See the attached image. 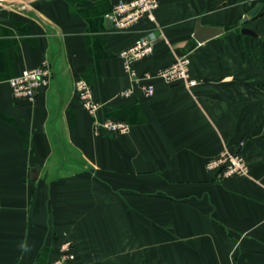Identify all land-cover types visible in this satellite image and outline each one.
<instances>
[{
    "label": "crops",
    "instance_id": "crops-1",
    "mask_svg": "<svg viewBox=\"0 0 264 264\" xmlns=\"http://www.w3.org/2000/svg\"><path fill=\"white\" fill-rule=\"evenodd\" d=\"M116 1L0 0V264H50L65 243L75 264H264V65L239 46L244 18L264 38V0H159L123 32ZM197 20L224 33L198 44ZM148 31L137 73L188 55L194 86L120 95L119 53ZM43 61L49 84L13 98L9 81ZM77 79L126 135L94 134ZM239 142L248 176L207 169Z\"/></svg>",
    "mask_w": 264,
    "mask_h": 264
},
{
    "label": "built area",
    "instance_id": "built-area-1",
    "mask_svg": "<svg viewBox=\"0 0 264 264\" xmlns=\"http://www.w3.org/2000/svg\"><path fill=\"white\" fill-rule=\"evenodd\" d=\"M158 6L159 0H117L108 15V19L116 31H128L144 19L154 22L155 11ZM155 40V33L148 31L138 37L131 46L119 53L123 68L130 79V86L120 93L121 96H130L135 89L141 90L145 97L152 96L155 89L154 79H160L169 87L178 84H183L185 87L195 85V81L189 78L190 58L188 55L177 58L174 62L161 67L154 73L145 72L141 75L137 73L134 65L153 53ZM52 77L53 70L50 64L43 61L35 68L24 69L9 81L11 94L15 99L23 98L32 103L38 90L47 86ZM73 93L81 107L93 118L95 135L106 133L121 136L130 131V125L125 121L99 117L102 105L84 80H75ZM242 147V142H239L235 146L224 148L207 162V169L215 171L220 179L232 176H248L249 166L242 152ZM75 260L76 254L72 244L65 243L60 254L50 264H75ZM230 264H236V262L231 260Z\"/></svg>",
    "mask_w": 264,
    "mask_h": 264
},
{
    "label": "water",
    "instance_id": "water-1",
    "mask_svg": "<svg viewBox=\"0 0 264 264\" xmlns=\"http://www.w3.org/2000/svg\"><path fill=\"white\" fill-rule=\"evenodd\" d=\"M257 9L255 8L250 12V15L253 17L256 13ZM248 19L244 18L240 20V33L243 36H248L251 38H257V34L250 28L246 27V24L248 23ZM224 33V28L222 27H215V26H207L201 24L199 20L195 22V28L192 35L193 40L198 43L202 44L210 39H213L217 36H220Z\"/></svg>",
    "mask_w": 264,
    "mask_h": 264
},
{
    "label": "trees",
    "instance_id": "trees-1",
    "mask_svg": "<svg viewBox=\"0 0 264 264\" xmlns=\"http://www.w3.org/2000/svg\"><path fill=\"white\" fill-rule=\"evenodd\" d=\"M254 40V38L242 36L239 38L240 49L243 51L244 56L252 55L264 65V38L258 39L255 45L252 42Z\"/></svg>",
    "mask_w": 264,
    "mask_h": 264
},
{
    "label": "rangeland",
    "instance_id": "rangeland-1",
    "mask_svg": "<svg viewBox=\"0 0 264 264\" xmlns=\"http://www.w3.org/2000/svg\"><path fill=\"white\" fill-rule=\"evenodd\" d=\"M72 248H73V245H72Z\"/></svg>",
    "mask_w": 264,
    "mask_h": 264
}]
</instances>
